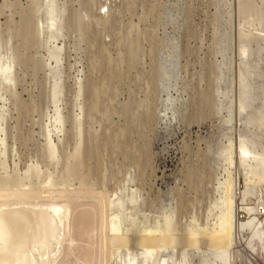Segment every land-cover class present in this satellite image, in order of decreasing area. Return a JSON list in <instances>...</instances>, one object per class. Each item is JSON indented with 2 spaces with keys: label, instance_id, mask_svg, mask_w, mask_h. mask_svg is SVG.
I'll return each instance as SVG.
<instances>
[{
  "label": "rangeland",
  "instance_id": "1",
  "mask_svg": "<svg viewBox=\"0 0 264 264\" xmlns=\"http://www.w3.org/2000/svg\"><path fill=\"white\" fill-rule=\"evenodd\" d=\"M0 64V191L12 210L61 205L84 187L90 203L108 196L102 223L118 215L131 236L203 235L232 182L237 226L240 142L264 158V0H0ZM15 219L9 241L35 253L25 263L47 264L37 231ZM236 237L234 261L251 264ZM203 245L159 259L213 262ZM130 246L106 247L104 264L140 251Z\"/></svg>",
  "mask_w": 264,
  "mask_h": 264
},
{
  "label": "bare ground",
  "instance_id": "2",
  "mask_svg": "<svg viewBox=\"0 0 264 264\" xmlns=\"http://www.w3.org/2000/svg\"><path fill=\"white\" fill-rule=\"evenodd\" d=\"M107 7H109L108 4L105 8L102 9L104 10ZM119 42H120V38H119ZM244 54H246V51L244 52ZM241 108L244 107L242 106ZM240 143L241 145L237 158L239 160L237 161H239V165L243 166V168L246 170L245 183L246 180L247 183L242 188V192H240L242 195L240 196L239 199V201H241L240 205L238 202L239 211L237 212V215L239 216V218L237 217L238 223L237 226L235 225L236 227L234 226V211L236 210L234 209V199H233L234 197L233 194L229 195V193H232L233 191L234 185H232V182L231 185H229V187L225 189V193L227 194L228 197L223 202V207H221V211H220V219L216 223L215 229L212 228L213 231L207 233L204 232L205 234L203 233V235L200 234V231L198 235L196 232H194L195 231L194 230L188 232L183 237H179L177 234L174 233V231L173 233L171 232L163 233L159 228H152V229L149 228L143 230V233L142 234L140 233V235L131 236L129 229H127L126 232H123L124 230L123 231L121 230L120 223L118 220V215L112 217L111 218L112 220L110 219L111 223L109 224H107V222L105 224L102 223L104 222V220L107 219L106 218L103 220L102 215L105 210L104 208H106V206L109 205L110 202L108 200L109 198L107 199L108 196L105 193L104 194L99 193L100 198L97 195L98 200L94 198L95 196L94 197L91 196L93 199H89V201L95 199V201L97 202L93 201L90 203L87 201L88 199H86L87 197L85 196L94 194V191L92 193L91 190L90 191L91 193L90 192L87 193L85 192V190L83 191L84 187L82 188V190L78 189L79 191L75 190L73 192L68 193V194L70 193L72 194L70 197L71 199L73 198L76 200L68 201L66 204L67 206L62 205V202L64 204L66 202V201L65 202L62 201L64 200L63 197L66 198L65 196L68 195L66 193L63 196H60L62 197V199L58 196L59 197L58 200L59 201L61 200V205L60 203L59 205L53 204L49 199H46L47 202L49 200L52 203V205H49L51 204L50 202L49 204L46 203L49 206H46V204L44 206V204L41 203L43 205L41 206V204H39L40 206L38 207H36L37 206L36 205L35 206L36 209L33 205L32 206L27 205L28 207L21 209L17 208L16 210H12L10 208L11 207L10 201L13 199V197H10L12 199L8 201L9 193L11 191L8 192L9 190L5 191L4 189L3 191H0V264H43V259H41L42 256L39 257L38 255H37L38 257L36 256L34 259L35 262L29 261L25 263L24 261L29 260V258L31 259L32 255L34 257L35 253L34 254L31 253L32 254L30 255L31 257H28L27 254H25V252H22L21 250L18 249L19 245L13 244L12 243L13 241L12 242L9 241V239L11 240L10 237H12L13 239L17 238L14 235L9 236L12 232L6 230L7 227L10 228L13 226V228H16L15 225L17 226V221L15 219V216L24 222L22 223L23 227H27L28 229L33 231H37L35 232L36 233L35 237L39 239V241H41V245H43L42 248L45 249V251L47 250L50 252L49 253L50 255L49 256L47 255V257H49L47 264H61V261H64L63 264H65L66 261L68 263L69 259H71V262L69 264H104L105 260L107 262V256H106L107 254H105L106 247H109V250L111 248V251H114L111 254L115 255V253L120 251L121 249L123 250L127 249L130 251V247H131L130 243L135 245L134 247L138 248L140 251L136 250L137 253L135 255H132L129 258L126 257V261L122 259L121 263L119 264H137L138 262L137 257L139 256V254H141L142 257V259L140 258L141 264H170L168 258L162 257L159 259L160 252H162L165 249H170V248L175 249L178 246L189 247L192 249H199L200 244L202 245L204 244L209 249H213L214 251L217 252L216 254H214L213 262H211L210 260L211 263H208L207 260L206 262H204V264H212V263L219 264L218 260H221L223 258H227L225 262H228L229 264H231L230 263L231 260H233L232 264H245L244 263L245 260L244 261L239 260L238 262H235L233 258L234 255H236L237 253L236 251H234L233 248H235L234 245H237L238 237L236 236L238 235L241 236L239 237L240 243L244 246V249L247 252L245 254L249 255V256L247 255L246 257L248 262L249 261L250 263L254 262L251 261L252 256L253 257L259 256L262 259H264V193L259 196L257 195V197L254 198L256 196L255 194H257L258 188L260 189V191L264 190V158L260 157L257 154H254L256 153L255 151L254 153L253 151L251 152L246 147L245 140L241 141ZM30 171L31 169H29L28 173H30ZM242 176H244V174ZM47 180L48 183L51 182L49 178H47ZM52 184L53 183H51V185ZM81 186H83V184H81ZM21 190H19L17 193L19 194ZM31 192L23 193V195L28 194L29 196ZM13 194H15L14 191ZM38 195L36 196L39 197ZM56 195L57 194H55V196ZM36 196L34 197L36 198ZM69 196L70 195H68V198ZM53 198L57 199L56 197ZM5 200L8 201L10 204L5 203ZM55 201L58 203L57 200ZM106 202L108 203V205L107 204L103 205ZM99 222L102 224L103 227V230H101L102 229L100 227L101 225H99L101 229L98 228V230L100 229L101 232H98L96 230V228L98 227L97 223L99 224ZM3 227L6 228L3 229ZM16 230H18V228H16ZM22 230L23 228L21 229V231ZM140 230L141 229H139V231ZM15 233L17 232H14V234ZM52 243L54 246L52 245ZM243 246L241 247L243 248ZM240 249L241 248H239L238 251H240ZM63 252L65 257L62 256L61 258H59L61 254L57 255L56 257V253L59 254ZM132 252L133 251L131 250V253ZM211 255H213V252ZM58 258L60 262L56 263V260Z\"/></svg>",
  "mask_w": 264,
  "mask_h": 264
}]
</instances>
